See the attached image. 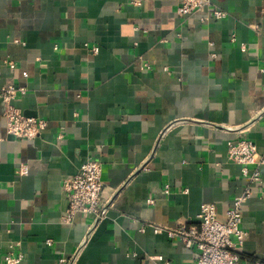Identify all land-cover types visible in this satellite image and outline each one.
Masks as SVG:
<instances>
[{
  "label": "crops",
  "instance_id": "crops-1",
  "mask_svg": "<svg viewBox=\"0 0 264 264\" xmlns=\"http://www.w3.org/2000/svg\"><path fill=\"white\" fill-rule=\"evenodd\" d=\"M178 4L0 0V88L23 86L13 104L47 121L8 134L0 96V264H195V249L141 226L197 224L206 203L223 215L248 186L227 142L264 152V0H212L221 19ZM87 159L111 204L97 223L66 222L63 180ZM260 172L240 264H264Z\"/></svg>",
  "mask_w": 264,
  "mask_h": 264
},
{
  "label": "built area",
  "instance_id": "built-area-1",
  "mask_svg": "<svg viewBox=\"0 0 264 264\" xmlns=\"http://www.w3.org/2000/svg\"><path fill=\"white\" fill-rule=\"evenodd\" d=\"M140 5L141 0H130ZM210 8V16L216 19L226 17L227 12L212 5V0H179L177 12L182 17H189L198 10ZM97 50L96 47L93 48ZM5 62L14 67L11 59ZM25 92L23 86L8 85L0 88V96L4 102V117L7 133L16 138H34L46 127L47 121L40 117L26 116L13 104L18 95ZM227 156L241 166V173L248 186L238 194L232 205L220 215L212 203L203 205L197 224H181L169 228L154 223L141 226L152 227L157 231H167L172 238L180 240L185 246L195 249V264H240L244 241L248 232L241 227L242 205L251 194L250 185L261 180L260 166L264 164V152L259 153L255 143L245 137L238 136L227 142ZM251 166H254L251 168ZM23 165L19 174H24ZM63 188L68 194V206L64 221L72 222L78 213L91 215L93 224L97 223L107 212L110 202L103 197L104 182L102 180L101 163L95 159L84 161L76 174L63 180ZM9 264L19 261L20 256L6 255ZM61 263L66 259H60ZM67 264V263H66Z\"/></svg>",
  "mask_w": 264,
  "mask_h": 264
}]
</instances>
